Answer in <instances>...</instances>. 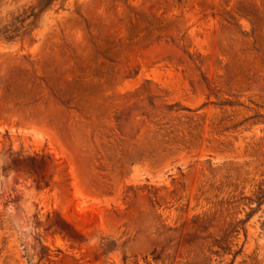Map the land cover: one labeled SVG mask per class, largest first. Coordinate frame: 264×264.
I'll return each instance as SVG.
<instances>
[{
  "label": "rangeland",
  "instance_id": "1",
  "mask_svg": "<svg viewBox=\"0 0 264 264\" xmlns=\"http://www.w3.org/2000/svg\"><path fill=\"white\" fill-rule=\"evenodd\" d=\"M0 149V264H264V0H0Z\"/></svg>",
  "mask_w": 264,
  "mask_h": 264
},
{
  "label": "clouds",
  "instance_id": "2",
  "mask_svg": "<svg viewBox=\"0 0 264 264\" xmlns=\"http://www.w3.org/2000/svg\"><path fill=\"white\" fill-rule=\"evenodd\" d=\"M0 153L8 154L9 150L0 149ZM8 163L11 164V157L8 160ZM13 175L14 170H12ZM3 177L0 176V179ZM12 209H9L11 212ZM42 229L36 230L31 224H20L17 225L15 229L10 230L5 236L4 239H14L16 244L19 247V252L21 254V259L23 264H39V252L40 245L37 243V237L41 234Z\"/></svg>",
  "mask_w": 264,
  "mask_h": 264
}]
</instances>
